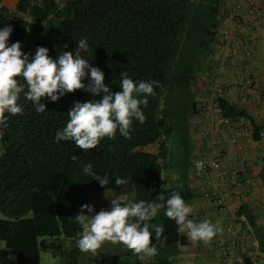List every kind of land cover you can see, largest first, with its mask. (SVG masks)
<instances>
[{"label":"trees","instance_id":"trees-1","mask_svg":"<svg viewBox=\"0 0 264 264\" xmlns=\"http://www.w3.org/2000/svg\"><path fill=\"white\" fill-rule=\"evenodd\" d=\"M219 6L220 0H65L61 7L55 0H21L16 11L39 22L32 30L9 10H0V27L14 29L10 43L20 41L24 50L30 37L37 35L29 54L44 46L50 56L58 58L63 51L74 52L77 40L86 39L89 50L82 55L104 71L105 83L113 91H120L122 72L133 80L160 84L148 105L142 106L145 123L134 121L129 138L117 134L86 152L72 142L57 144L54 138L66 125L75 101L99 100L103 94L93 96L78 89L58 102L45 97L48 111L42 114L21 96L22 113L9 118L0 137V243L16 258L14 264H41L42 252L52 254L61 264H144L134 253L83 260L76 244L81 228L72 219L81 205L92 204L107 188L84 175L83 165L91 162L97 174H108L111 182L115 176L126 178L133 186V201L156 203L161 194L170 195L173 190L163 180L165 164H173L183 175L185 166L181 165L192 153L188 118L197 108L193 84L216 37ZM219 108L224 119L250 120L253 139H260V127L246 111L224 99L219 100ZM168 130L175 134L169 146L162 142ZM155 144H160L157 153L144 150ZM260 176L264 181V167ZM181 195L187 202L186 194ZM165 210L152 223L164 226L167 241L163 247L157 245L155 257H146L147 264H174L179 246L187 244ZM247 220L264 254V227ZM244 261L251 264L249 257Z\"/></svg>","mask_w":264,"mask_h":264},{"label":"clouds","instance_id":"clouds-1","mask_svg":"<svg viewBox=\"0 0 264 264\" xmlns=\"http://www.w3.org/2000/svg\"><path fill=\"white\" fill-rule=\"evenodd\" d=\"M13 30L11 25L0 27V137L8 127L9 118L22 113L21 96L32 102L37 114H42L48 111L43 98L58 102L62 96L78 89L93 96L103 95L99 100L73 103L66 125L57 130L54 138L57 144L72 142L86 152L97 148L105 138L115 139L117 134L129 138L134 121L145 123L147 117L142 106L146 107L149 97L155 96L159 81L133 80L122 72L120 91H113L105 83L104 71L92 66L82 55L89 50L86 39L77 40L74 52L63 51L58 58H53L47 47H37L32 55L22 50L20 41L10 43ZM196 167L202 170L204 162L197 161ZM83 173L97 180L101 187L112 181L106 173L98 175L91 162L83 165ZM115 183L128 185L127 179L120 176H115ZM110 201V209L98 212L94 205L85 203L72 219L81 228L76 244L82 253L94 254L105 241H111L132 250L139 260L155 257L159 251L157 245L163 247L167 241L164 226L152 223L161 209H166L165 215L175 221L177 231L193 242H210L223 230L219 222L214 224L207 219L196 222L190 218L193 209L180 191H171L167 198L161 194L156 203L129 200L123 194ZM8 259L16 258L9 255Z\"/></svg>","mask_w":264,"mask_h":264},{"label":"crops","instance_id":"crops-1","mask_svg":"<svg viewBox=\"0 0 264 264\" xmlns=\"http://www.w3.org/2000/svg\"><path fill=\"white\" fill-rule=\"evenodd\" d=\"M20 1L0 0V10H9L15 20L27 22L32 30L39 22L16 11ZM55 1L60 7L65 3V0ZM234 6L238 19L242 22V28L237 30L226 19V14ZM219 8L216 37L208 56L197 70V76L202 79L198 94L194 91L195 101H208L211 95V72L224 67L219 81L223 89L222 99L246 111L256 121L260 127V139H253L250 120L224 119L220 115L216 130L223 148L219 156L221 168L211 177L200 178L196 163L203 158L195 159L194 155L201 148L204 111L197 104L196 111L189 113L188 139L192 153L186 163L188 167L182 163L185 171L183 175H179L177 167L167 162L163 172L164 184L166 188L186 194V203L193 209L190 218L196 222L205 219L214 224L219 222L223 230L207 243L193 242L186 234L181 233L187 244L179 246L174 264H241V259L250 258L256 251L255 238L247 219L264 227V181L260 176L264 167V0H253L252 3L248 0H220ZM173 138L169 144L166 143L168 146L173 144ZM175 150L173 145L172 153ZM221 192L228 194L231 212L228 219L233 224L231 233L225 226L227 216L220 210L217 201V194ZM231 241L235 245H230ZM229 245L230 251L228 255H224L222 249ZM118 247L112 256L133 253L121 243ZM3 251L10 254L4 248ZM82 257L85 261H94L111 256L89 252L83 253ZM2 261L4 259L0 257V263ZM258 264H264V258Z\"/></svg>","mask_w":264,"mask_h":264},{"label":"built area","instance_id":"built-area-1","mask_svg":"<svg viewBox=\"0 0 264 264\" xmlns=\"http://www.w3.org/2000/svg\"><path fill=\"white\" fill-rule=\"evenodd\" d=\"M249 2H253V0H248ZM226 19L231 22L234 29H241L242 22L238 19L236 13V7L231 8L226 14ZM229 54V52L227 53ZM224 67H220L218 70L212 71L211 78V95L208 101L199 100L197 104L204 111V122L201 133V148L200 151L195 153V159L203 158L204 168L202 170H197V175L200 178L211 177L221 168V162L219 159L220 154L222 153L223 148L222 142L219 138V134L217 133L216 126L220 119V108H219V100L222 99L223 89L220 86V76ZM202 154V155H201ZM228 194L225 192H221L217 194V201L219 203L220 210L223 211L227 218L225 219L226 229L228 232H233V224L230 223L228 217L230 216V208L228 204ZM249 225V224H248ZM251 231V228L249 226ZM252 233V231H251ZM230 245H235V242L231 241ZM230 245L226 246L222 249L224 255H228L230 251ZM256 251L250 257L251 264H258L261 258H264V254L259 252L258 243L255 240ZM241 264H245L244 259L240 260Z\"/></svg>","mask_w":264,"mask_h":264},{"label":"rangeland","instance_id":"rangeland-1","mask_svg":"<svg viewBox=\"0 0 264 264\" xmlns=\"http://www.w3.org/2000/svg\"><path fill=\"white\" fill-rule=\"evenodd\" d=\"M31 33L32 32L29 31V34ZM36 38H37L36 34L35 35L33 34L32 37H30V39L28 40V42L30 41V43H28L25 49L23 50L25 53H27L28 49H30L34 45V43L36 42ZM196 78L197 79L195 80L193 84V91H195V94H198V91L200 89L198 86L201 84L202 77L197 76ZM171 138L175 139V134H173L171 130H168V132L163 136L162 142L169 144L171 141ZM159 146L160 144H155V145L146 147L144 150L147 152L157 153L159 151ZM2 152H3L2 144H0V155L2 154ZM122 194L126 195L129 200L134 199L133 186L130 183V181H128L127 187L118 186L116 185L115 181L111 182L109 185H107V189L103 193L96 195L92 199L91 205L95 206V209L97 212L100 211L101 209H110L111 207L110 198L119 196ZM0 219H3V216H0ZM4 246L5 245L3 243H0V257L4 259V262L2 261L0 264H14L13 260L8 259L9 255L11 254H5V251H3ZM118 246H119V242L113 243L111 241H105L103 245L101 246V251L99 250L100 249L99 248L96 252L98 254L101 252V256L104 255L105 257H108V256L112 257V254L115 253L116 250H118L117 249ZM125 248L127 247L125 246ZM143 261H144V264H147L146 258ZM41 264H61V261L57 258H54L53 255L50 253L42 252L41 253Z\"/></svg>","mask_w":264,"mask_h":264}]
</instances>
